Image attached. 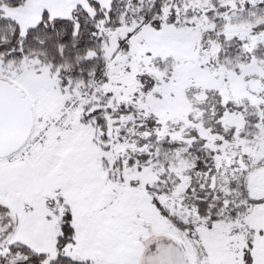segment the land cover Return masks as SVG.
Returning <instances> with one entry per match:
<instances>
[{"label": "snow or ice", "instance_id": "6c2138e0", "mask_svg": "<svg viewBox=\"0 0 264 264\" xmlns=\"http://www.w3.org/2000/svg\"><path fill=\"white\" fill-rule=\"evenodd\" d=\"M0 264H264V0H0Z\"/></svg>", "mask_w": 264, "mask_h": 264}]
</instances>
